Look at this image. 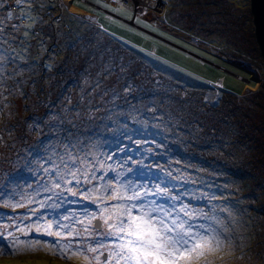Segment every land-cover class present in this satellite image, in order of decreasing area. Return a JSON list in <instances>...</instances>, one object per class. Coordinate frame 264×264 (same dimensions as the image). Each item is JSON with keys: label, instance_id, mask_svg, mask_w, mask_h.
Instances as JSON below:
<instances>
[{"label": "snow or ice", "instance_id": "6c2138e0", "mask_svg": "<svg viewBox=\"0 0 264 264\" xmlns=\"http://www.w3.org/2000/svg\"><path fill=\"white\" fill-rule=\"evenodd\" d=\"M115 2L118 9L112 11L137 24L150 4L156 7L154 0H132L131 7L128 0ZM64 7L16 0L17 15L0 0L3 20L19 21L0 24V115L12 107L9 97L29 98L24 89H35L37 70L54 72L58 66L60 52L56 42L46 44L44 28L50 21L57 26L55 37L63 35L60 19L52 14ZM121 71L128 69L121 65ZM140 75L124 77L123 95L113 89L103 110L91 101L83 106L97 82L81 88L77 103L67 97L71 107L56 111L49 105L45 116L23 121L26 134L11 144L4 134L12 137L16 125L0 129V144L16 149L18 140L24 145L15 159L0 154V165L13 169L0 172V209L8 210L0 211V253L42 245L82 264H201L235 250L238 221L248 209L225 193L234 181L221 185L210 179L228 173L205 166L195 149L189 151L191 145L169 140L151 98L156 93L134 82ZM32 133L38 139L29 143ZM204 172L208 175H199Z\"/></svg>", "mask_w": 264, "mask_h": 264}, {"label": "rangeland", "instance_id": "374dc122", "mask_svg": "<svg viewBox=\"0 0 264 264\" xmlns=\"http://www.w3.org/2000/svg\"><path fill=\"white\" fill-rule=\"evenodd\" d=\"M48 2L65 6L52 14L53 20L60 19L59 30L63 35L55 37L57 26L50 21L44 28L46 44L50 47L56 42L60 52L55 57L58 66L54 72L37 70L33 77L38 81L35 89L30 86L24 89L30 94L27 100L9 97L12 107L0 115V129L9 124L16 125V131L12 137L4 134V142L11 144L16 137L25 135L23 121L45 116L49 105H55L56 111L62 106L71 107L67 97L77 103L82 87L88 90L99 82L83 106L91 101V106L102 110L109 107L106 102L111 99L112 90L123 95L124 77L141 72L134 82L156 93L151 98L164 134L169 140L191 145L189 151L195 149L197 159L205 166L225 169L228 175L210 179L221 185L234 181L225 193H233L229 200L239 201L240 209H248L238 221L235 250L202 259L201 264H264V59L255 38L250 0H162L160 4L154 0L156 7L150 4L137 25L112 11L118 9L115 0ZM7 4L14 14H19L13 9L16 1L7 0ZM128 4L131 7L132 0ZM174 4L175 8H171ZM3 15L0 12V24L19 23L6 22ZM48 35L54 40H48ZM173 44L187 52L194 51L199 58ZM159 57L184 72L163 63ZM216 58L227 63L225 70L221 68L224 64L215 62L218 68L208 63H214ZM121 65L128 71L122 72ZM153 65L162 71H154ZM202 79L207 82L201 83ZM105 91L108 95H104ZM103 114V111L96 113ZM27 139L34 143L38 136L32 133ZM171 146L180 151L179 144ZM22 147L16 140V149ZM16 149L0 144V154L13 159ZM4 169L13 170L0 165V172ZM242 243L243 248L239 246ZM0 264H82V261L77 257L62 258L41 245L6 250L0 253Z\"/></svg>", "mask_w": 264, "mask_h": 264}, {"label": "water", "instance_id": "95a60500", "mask_svg": "<svg viewBox=\"0 0 264 264\" xmlns=\"http://www.w3.org/2000/svg\"><path fill=\"white\" fill-rule=\"evenodd\" d=\"M250 2H251V14H252V17H253V24H254V27H255V29H254L255 38H256V42H257L258 48L260 50V53H261V55H262V57L264 59V0H250ZM100 8H102V7H100ZM120 19L125 20L122 17H120ZM130 23L132 25H137L134 21H131ZM173 45H175V44H173ZM176 47H178V46H176ZM178 48L181 49L180 47H178ZM181 50L186 52V53H189L190 55H192V56H194L196 58H199V55H197V54H195L193 52H191V53L187 52V50H185V49H181ZM208 63H210L213 66H216L218 68L220 67L216 63H213V62H210V61H208Z\"/></svg>", "mask_w": 264, "mask_h": 264}, {"label": "trees", "instance_id": "16d2710c", "mask_svg": "<svg viewBox=\"0 0 264 264\" xmlns=\"http://www.w3.org/2000/svg\"><path fill=\"white\" fill-rule=\"evenodd\" d=\"M10 1H16V0H10ZM85 1H87V0H85ZM80 2H82V1H80ZM82 3H84V2H82ZM91 3V2H90ZM94 3V2H93ZM96 3H94V5H95ZM171 8H175V4H174V6H172L171 5ZM13 9L15 10V11H17V9L15 8V6L13 7ZM166 11H169L168 9L166 10ZM190 35H192V34H190ZM176 44H178L177 42H175ZM179 45V44H178ZM192 47H194V46H192ZM192 52H194V51H192ZM195 53V52H194ZM159 58H161L162 59V62L163 63H165V64H168V65H173V66H175L176 67V69H178V70H180V71H182V72H184L183 71V69H181L180 67H178L177 65H175V64H173V63H169L165 58H162V57H159ZM218 63V64H221V65H223L222 67H225L226 66V64L227 63H224L223 61H221V60H218L217 58L216 59H214V63ZM228 65H230V66H232L231 64H228ZM173 66H171V67H173ZM174 67V68H175ZM237 68V67H236ZM225 69H226V67H225ZM239 69V68H238ZM241 70V69H240ZM242 71H244V70H242ZM188 74H190V72H188ZM192 74V73H191ZM190 74V75H191ZM239 74L241 75V77H243V75L239 72ZM192 77H195V75H192ZM200 81V80H199ZM201 83H205V82H207V80H205V79H202L201 81H200ZM187 103H189V101L187 102ZM176 149V148H175ZM177 150V149H176Z\"/></svg>", "mask_w": 264, "mask_h": 264}, {"label": "built area", "instance_id": "2783aa9c", "mask_svg": "<svg viewBox=\"0 0 264 264\" xmlns=\"http://www.w3.org/2000/svg\"><path fill=\"white\" fill-rule=\"evenodd\" d=\"M162 0H159L157 3H159L160 4V2H161Z\"/></svg>", "mask_w": 264, "mask_h": 264}, {"label": "clouds", "instance_id": "9594fccd", "mask_svg": "<svg viewBox=\"0 0 264 264\" xmlns=\"http://www.w3.org/2000/svg\"><path fill=\"white\" fill-rule=\"evenodd\" d=\"M223 70H225L223 67H222ZM239 76V75H238Z\"/></svg>", "mask_w": 264, "mask_h": 264}, {"label": "bare ground", "instance_id": "6f19581e", "mask_svg": "<svg viewBox=\"0 0 264 264\" xmlns=\"http://www.w3.org/2000/svg\"><path fill=\"white\" fill-rule=\"evenodd\" d=\"M159 1V0H158Z\"/></svg>", "mask_w": 264, "mask_h": 264}]
</instances>
